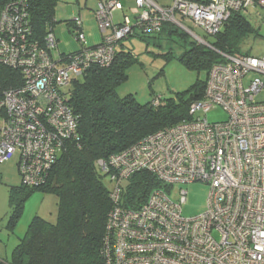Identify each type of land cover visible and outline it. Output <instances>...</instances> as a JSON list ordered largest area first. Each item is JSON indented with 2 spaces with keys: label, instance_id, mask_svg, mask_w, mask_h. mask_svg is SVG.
Here are the masks:
<instances>
[{
  "label": "built area",
  "instance_id": "built-area-1",
  "mask_svg": "<svg viewBox=\"0 0 264 264\" xmlns=\"http://www.w3.org/2000/svg\"><path fill=\"white\" fill-rule=\"evenodd\" d=\"M99 0L96 15L102 42L88 45L83 21L75 17L81 48L61 53L54 30L43 41L29 22L25 0L0 5V63L19 69L20 86L0 100V165L18 154L26 186H39L70 142L80 140L79 123L68 104V87L93 67L109 66L121 41L161 32L183 21L216 35L232 12L259 10L264 0ZM123 11L117 21L116 11ZM210 68L202 99L190 106L193 118L161 128L130 147L100 158L116 185L104 238V264H264V55L223 54ZM159 101L157 98L155 102ZM222 107L227 120L210 122L196 112ZM147 170L162 186L134 207L123 205L124 179ZM202 180L211 186L205 212L185 217L187 191L176 184Z\"/></svg>",
  "mask_w": 264,
  "mask_h": 264
},
{
  "label": "trees",
  "instance_id": "trees-1",
  "mask_svg": "<svg viewBox=\"0 0 264 264\" xmlns=\"http://www.w3.org/2000/svg\"><path fill=\"white\" fill-rule=\"evenodd\" d=\"M8 1L0 0V5ZM25 1L34 34L43 41L47 32L55 28V7L59 0ZM74 19L68 23L74 24ZM251 23L247 15L232 12L220 32L214 35L211 46L195 41L188 44L186 33H180L171 23H166L158 34L167 33L170 38L180 35L185 40V51L180 60L190 69L205 71L207 76L215 62L226 61L223 54H250L241 48L247 36L257 33ZM138 37L141 39L146 35ZM170 52L167 55L171 56ZM115 55L109 66L93 67L68 87V104L79 123L78 143L67 144L50 167L43 184L29 187L22 182L20 187L10 189L11 225L19 219L26 199L37 190L58 197L57 222L34 216L26 236L15 247L12 259L4 261L0 258V264H104L102 250L108 234V213L114 203L112 191L102 178L103 173L111 175L97 165L98 159L121 152L161 128L193 118L189 113L190 106L204 97L208 76L177 94L176 98L158 96L157 102L154 97L140 103L134 94L121 97L116 92L128 78V66L137 58L124 45ZM23 79L19 69L0 63V100L7 89L20 86ZM125 180L129 184L123 188V205L130 207L145 200L154 187L162 186L147 170Z\"/></svg>",
  "mask_w": 264,
  "mask_h": 264
},
{
  "label": "rangeland",
  "instance_id": "rangeland-1",
  "mask_svg": "<svg viewBox=\"0 0 264 264\" xmlns=\"http://www.w3.org/2000/svg\"><path fill=\"white\" fill-rule=\"evenodd\" d=\"M125 1V0H124ZM164 6L172 5L171 0H156ZM99 0H59L55 7L56 25L54 32L58 39V49L61 53H71L81 48L76 39L71 19L80 17L83 21V32L88 45H96L102 41L96 11ZM123 17V11L116 12L117 21ZM247 18L256 28L257 33L245 38L241 50L254 56L264 55V20L256 8H250ZM185 26L201 39L212 43L213 35L207 34L202 27H194L189 20L183 21ZM180 33H186V42L199 40L180 25L174 24ZM167 33L151 34L145 38L132 36L121 41L124 48L129 49L137 58L128 66V78L118 88L121 97L134 94L140 103L151 101L154 97L161 96L164 99L177 97V94L184 92L199 79H206L205 71H197L188 68L180 60L185 51V40L180 35L171 36ZM171 51L170 54L167 55ZM79 78V77H73ZM80 79V78H79ZM71 87V86H70ZM257 100H264V89L255 97ZM205 114L202 111L196 112V118H207L210 122L224 121L228 118V113L222 107H214ZM18 154L0 165V258L10 261L13 257L15 247L27 234L30 222L34 216H40L49 222L56 223L59 214V199L54 193L37 190L26 199L23 211L14 225L9 222L11 207L9 206L11 187H20L22 177L18 169ZM103 181L108 190L113 191L116 183L111 180L108 174L103 173ZM129 181H123L122 185L128 186ZM172 199H177L180 189L187 191V201L182 205V213L185 217H194L206 211L208 206V196L211 186L202 180L192 183H179L173 186Z\"/></svg>",
  "mask_w": 264,
  "mask_h": 264
},
{
  "label": "crops",
  "instance_id": "crops-1",
  "mask_svg": "<svg viewBox=\"0 0 264 264\" xmlns=\"http://www.w3.org/2000/svg\"><path fill=\"white\" fill-rule=\"evenodd\" d=\"M124 2H125V5L124 6H126V7H128L127 4H134V1L133 0H128V1H124ZM119 11H121V10H118L116 12H119Z\"/></svg>",
  "mask_w": 264,
  "mask_h": 264
},
{
  "label": "clouds",
  "instance_id": "clouds-1",
  "mask_svg": "<svg viewBox=\"0 0 264 264\" xmlns=\"http://www.w3.org/2000/svg\"><path fill=\"white\" fill-rule=\"evenodd\" d=\"M102 42V41H101Z\"/></svg>",
  "mask_w": 264,
  "mask_h": 264
}]
</instances>
